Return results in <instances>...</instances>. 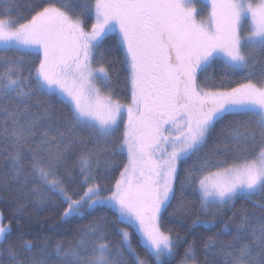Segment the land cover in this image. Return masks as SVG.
<instances>
[{"label":"snow or ice","instance_id":"6c2138e0","mask_svg":"<svg viewBox=\"0 0 264 264\" xmlns=\"http://www.w3.org/2000/svg\"><path fill=\"white\" fill-rule=\"evenodd\" d=\"M0 205V264H264V0H0Z\"/></svg>","mask_w":264,"mask_h":264},{"label":"trees","instance_id":"16d2710c","mask_svg":"<svg viewBox=\"0 0 264 264\" xmlns=\"http://www.w3.org/2000/svg\"><path fill=\"white\" fill-rule=\"evenodd\" d=\"M201 0H197V7H200ZM2 207V205H0ZM240 207V204H237ZM231 215V213H229ZM78 222L73 221L68 223L61 219L59 210L55 207L48 208L43 211H38L32 221V229L27 239H43L45 237L51 238L54 242L56 240L70 239L75 233ZM197 235H210L203 226H197L194 230ZM181 235L184 233L181 231ZM186 247L182 243V248Z\"/></svg>","mask_w":264,"mask_h":264}]
</instances>
